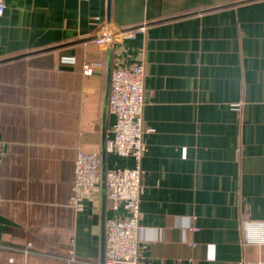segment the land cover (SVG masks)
<instances>
[{
    "label": "crops",
    "instance_id": "1",
    "mask_svg": "<svg viewBox=\"0 0 264 264\" xmlns=\"http://www.w3.org/2000/svg\"><path fill=\"white\" fill-rule=\"evenodd\" d=\"M0 16V264H102L103 181L71 205L79 151L106 171L110 72L144 62L139 264L264 263V0H5ZM143 27L134 38L112 33ZM91 68V74L85 68ZM192 228L197 231H192Z\"/></svg>",
    "mask_w": 264,
    "mask_h": 264
},
{
    "label": "built area",
    "instance_id": "2",
    "mask_svg": "<svg viewBox=\"0 0 264 264\" xmlns=\"http://www.w3.org/2000/svg\"><path fill=\"white\" fill-rule=\"evenodd\" d=\"M5 10V0H0V16ZM143 30V27L121 30L112 33L111 36H107L105 30L96 42L105 44L109 39L114 40L117 35L134 38L137 32ZM85 73L91 74V68L86 67ZM146 77L144 62L131 67L118 66L111 73L108 111L116 121L112 128L114 138L106 144V152L115 153L122 158H131L134 167L106 171L105 188L110 208L116 211L123 207L127 216L114 217L106 224L104 264H139L142 258L138 237L142 221L141 197L144 191L142 162L146 150L145 136L151 131L146 127L144 119ZM1 145L0 142V148ZM102 164L101 154L78 152L72 185L73 198L70 202L73 207L78 208L86 193L99 185L102 180ZM192 231L197 229L192 228ZM0 249L11 254L40 255L31 248L22 249L12 244H0ZM44 256L67 264H87L79 262L71 255L44 254Z\"/></svg>",
    "mask_w": 264,
    "mask_h": 264
},
{
    "label": "water",
    "instance_id": "3",
    "mask_svg": "<svg viewBox=\"0 0 264 264\" xmlns=\"http://www.w3.org/2000/svg\"><path fill=\"white\" fill-rule=\"evenodd\" d=\"M112 32H111V29L108 28L107 30V36H111ZM111 43L112 41L109 39L107 41V45L108 47H111ZM110 82H111V72H110V76H109V80H108V85L110 88ZM110 91V90H109ZM108 98H109V92H107V96H106V106L108 107ZM105 175H106V165H105V162H103L102 164V181H103V184L105 186ZM105 230L103 231V239H102V264H104V261H105Z\"/></svg>",
    "mask_w": 264,
    "mask_h": 264
}]
</instances>
